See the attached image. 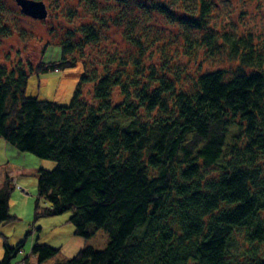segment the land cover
Instances as JSON below:
<instances>
[{
  "label": "trees",
  "instance_id": "trees-1",
  "mask_svg": "<svg viewBox=\"0 0 264 264\" xmlns=\"http://www.w3.org/2000/svg\"><path fill=\"white\" fill-rule=\"evenodd\" d=\"M81 1L95 18L55 58L0 62V137L55 162L37 169L34 216L70 211L76 235H108L62 264H264V39L208 25L212 0H154L182 25L175 40L140 28L145 14H98L100 2ZM111 24L133 51L102 48ZM201 49L194 69L179 65L181 50ZM79 62L69 103L25 95L33 72ZM11 190L0 187V225L16 219ZM29 233L14 245L4 236L0 264ZM30 251L43 264L59 248L36 239Z\"/></svg>",
  "mask_w": 264,
  "mask_h": 264
},
{
  "label": "rangeland",
  "instance_id": "rangeland-1",
  "mask_svg": "<svg viewBox=\"0 0 264 264\" xmlns=\"http://www.w3.org/2000/svg\"><path fill=\"white\" fill-rule=\"evenodd\" d=\"M42 1L45 2L48 9V15L44 19L34 18L23 13L16 0H0V62L8 68L17 66L20 61H30L34 68L41 60L55 58L60 42L67 38H78L76 35H71L74 26L85 21H93L95 18L89 5L86 6L81 0ZM95 1L100 2L99 6H101L98 14L113 15L122 7L127 8L131 13L145 14V17L142 16L143 21L140 28L146 24L153 30L150 35H175L177 38L179 31L183 29L175 18L170 20L168 14L152 7L154 0ZM212 1L216 5L211 7L208 25L220 29L228 28L235 33L251 32L257 41L264 39V0ZM70 13L71 15H69ZM177 14L179 16L181 12L178 10ZM123 30V27L111 24L110 28L105 30L106 37L101 40L102 48L105 47L110 52L124 54L133 51V46L127 40ZM70 31L72 32L68 34ZM202 32L203 30L199 31V34ZM175 38L172 39L175 40ZM199 52L193 58L181 50L177 56L181 58L179 65L184 66L183 68L187 67V70L191 71L195 68L196 61L206 59L204 50L201 49ZM95 57L98 56L95 55ZM153 57L155 60L160 59L158 52ZM207 65L208 61H204V68ZM223 65L229 66L230 62H225ZM231 65L234 66L235 63ZM82 68V64L79 62L73 67L52 69L40 73L33 72L28 77L24 93L40 99L67 104L71 101L78 85ZM54 164L55 162L51 159H40L32 153L20 152L0 137V187L5 182L11 185L9 204L16 216L13 222L2 224L0 227V260L4 255V236L7 237L10 244L14 245L23 239L28 231L31 233L27 236L23 250L12 259L11 264H39L37 256L30 251L36 239L44 243L49 241L55 245L54 247L59 248L57 255L45 260L43 264L65 263L80 248L71 250L70 237L74 236V226L68 220L70 211L52 216L37 218L34 216L37 197V169L53 167ZM85 240L87 241L86 245L102 249L107 243L108 235L104 229H99L92 237ZM70 251H72L71 254ZM26 257L28 262L25 260Z\"/></svg>",
  "mask_w": 264,
  "mask_h": 264
},
{
  "label": "water",
  "instance_id": "water-1",
  "mask_svg": "<svg viewBox=\"0 0 264 264\" xmlns=\"http://www.w3.org/2000/svg\"><path fill=\"white\" fill-rule=\"evenodd\" d=\"M20 5L21 11L29 16L44 19L48 15V9L42 0H16Z\"/></svg>",
  "mask_w": 264,
  "mask_h": 264
},
{
  "label": "crops",
  "instance_id": "crops-1",
  "mask_svg": "<svg viewBox=\"0 0 264 264\" xmlns=\"http://www.w3.org/2000/svg\"><path fill=\"white\" fill-rule=\"evenodd\" d=\"M10 151V150H9ZM43 164V163H42ZM46 166H48V165H46ZM10 211H11V213H13L12 212V210L10 209ZM0 227H1V225H0ZM41 228V227H40ZM70 239H71V243H72V248H71V250H75L76 248H78V247H80L76 252H74L73 253V255H75L79 250H81L82 248H83V246L85 247L86 246V244H87V241L83 238V237H81V236H78V235H76L75 233H74V236H71L70 237ZM69 239V240H70ZM75 239V240H74ZM46 243H48V244H50L51 242H49V241H45ZM51 245H52V243H51ZM52 246H55V245H52ZM61 248V247H60ZM72 253V251H70V254Z\"/></svg>",
  "mask_w": 264,
  "mask_h": 264
}]
</instances>
